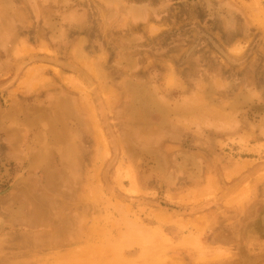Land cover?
Masks as SVG:
<instances>
[{"label":"rangeland","instance_id":"rangeland-1","mask_svg":"<svg viewBox=\"0 0 264 264\" xmlns=\"http://www.w3.org/2000/svg\"><path fill=\"white\" fill-rule=\"evenodd\" d=\"M99 256L264 264V0H0V264Z\"/></svg>","mask_w":264,"mask_h":264},{"label":"bare ground","instance_id":"bare-ground-1","mask_svg":"<svg viewBox=\"0 0 264 264\" xmlns=\"http://www.w3.org/2000/svg\"><path fill=\"white\" fill-rule=\"evenodd\" d=\"M146 101H147V100H146ZM146 101H145V102H146ZM57 245H59V244H57ZM57 245H56V244H55V245H52L51 248H50V246H49V247H48V250H51L52 248L55 249L56 247H58ZM84 248H85V247H84ZM87 248L92 249V248H90V246H88V247L86 246V249H87ZM46 249H47V248H46ZM81 249H83V248H81ZM89 249H87V250H82L81 254H83V255H82L83 257H84V254H85V257L87 256L86 253L88 252ZM86 251H87V252H86ZM78 252H79V250H78ZM85 252H86V253H85ZM89 252H90V255H91V253H93V251H90V250H89ZM89 252H88V255H89ZM74 253H76V251H75ZM79 253H80V252H79ZM81 254H79V255L77 254L78 256L76 255L78 259L82 258V257L80 256ZM93 255H94V254H93ZM79 256H80V257H79ZM147 257H149V255H147ZM77 258H76V259H77ZM93 263H94V264H113V263L109 262L108 260H106L103 256H102V257L99 256L98 260H97V261H94Z\"/></svg>","mask_w":264,"mask_h":264}]
</instances>
